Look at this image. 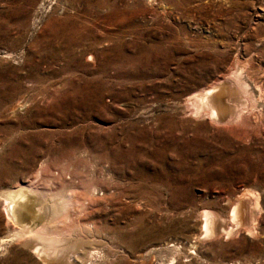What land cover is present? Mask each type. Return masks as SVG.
Segmentation results:
<instances>
[{
    "label": "rangeland",
    "instance_id": "1",
    "mask_svg": "<svg viewBox=\"0 0 264 264\" xmlns=\"http://www.w3.org/2000/svg\"><path fill=\"white\" fill-rule=\"evenodd\" d=\"M23 187L72 263L264 264V0H0V194ZM4 206L0 264H45Z\"/></svg>",
    "mask_w": 264,
    "mask_h": 264
},
{
    "label": "bare ground",
    "instance_id": "2",
    "mask_svg": "<svg viewBox=\"0 0 264 264\" xmlns=\"http://www.w3.org/2000/svg\"><path fill=\"white\" fill-rule=\"evenodd\" d=\"M93 57V56H92ZM92 59V58H91ZM90 59V60H91ZM221 84V83H220ZM224 85V84H223ZM225 86V85H224ZM247 86V85H246ZM221 87V86H219ZM216 87H213V88H210V89H207L206 91L204 92H200L198 93L196 96V98H199L200 101L202 102V106L204 107L203 103H210L212 104V102H215L217 103L216 105L222 109V107L224 106L223 103L226 101L224 100V102H222V98L221 97V93H217V94H214L216 93ZM218 88V87H217ZM225 89L224 87H222V90ZM221 90V92H222ZM224 91V90H223ZM219 92V91H217ZM223 93V92H222ZM224 94V93H223ZM222 94V95H223ZM226 94V93H225ZM227 95V94H226ZM224 96V95H223ZM224 99V98H223ZM199 101V100H198ZM224 103V104H225ZM200 105V104H199ZM198 105V107H199ZM207 105V104H206ZM226 105V104H225ZM212 106V105H211ZM214 106V105H213ZM227 106V105H226ZM217 107V108H218ZM228 107V106H227ZM208 108V107H207ZM203 109L204 111L207 109ZM212 108V115L213 116H218L220 114H218V111L215 109L216 107H211ZM219 109V110H220ZM211 110V109H210ZM209 110V111H210ZM226 110V109H225ZM221 111V110H220ZM228 111V110H227ZM227 111H225L227 113ZM224 112V113H225ZM221 113V112H220ZM222 115V114H221ZM224 115V114H223ZM211 116V115H210ZM212 117V116H211ZM210 117V118H211ZM213 119V117H212ZM223 119H224V116H223ZM226 119V118H225ZM221 120V119H220ZM214 121V119H213ZM225 122V121H224ZM29 189V188H28ZM28 189L26 188H21L17 191H6L4 192L2 195L0 194V196H3L4 197V202H5V210L7 212V217L9 218V220H15L17 221L19 224L16 225V231L15 233L12 235L13 237H18V238H23L25 239L24 237H29L31 236V238L33 237V240L34 238L36 240H38L37 242L39 243L40 241V244L38 245H41L42 246L39 248L37 247L36 250H34V252L36 253V255H38V257L45 263V264H76V263H72L71 262V255L73 254H70L69 256L67 255L68 253H66V248L65 247H62L61 246V242H63L65 240V237L63 236H60V234L57 233V231H55L54 229H51L50 226H51V222L52 220L50 221V219L48 220V222L44 221L46 218L45 216L43 217V215H39V212L37 209H35L36 206H34V200L32 198V195L29 194V191ZM36 202V201H35ZM38 202V201H37ZM39 204V203H38ZM242 204V203H241ZM240 204V205H241ZM36 205V204H35ZM64 206V205H63ZM244 206V205H242ZM63 210V208H62ZM65 210V209H64ZM243 210V209H242ZM42 212V210H40ZM53 211V210H52ZM40 212V213H41ZM59 210L54 209L53 211V214H54V217L55 218L58 214H59ZM238 212H239V206H236L234 209H233V214L235 216L238 215ZM244 212V210H243ZM45 214V213H44ZM52 214V213H51ZM245 214V213H244ZM63 215V214H62ZM205 223H204V226H205V229L206 231L207 230H210L211 233L209 234H212L214 235V233L216 232V222H214L213 220L210 219V217L208 218L209 214L206 213L205 214ZM243 216V215H242ZM58 217V216H57ZM239 217V216H238ZM237 217V218H238ZM51 218V216L49 217ZM243 218V217H242ZM64 219V218H63ZM236 219V218H235ZM244 219V218H243ZM59 220V219H58ZM239 220V219H238ZM42 221H44L45 223L41 224ZM57 221V220H56ZM242 221V220H239V222ZM10 222V221H9ZM35 223V224H41L40 226L38 225L35 229L34 228H26L24 227L25 224L28 226H30L31 224L30 223ZM54 222V221H53ZM243 222V221H242ZM25 223V224H23ZM27 226V227H28ZM32 226V225H31ZM30 226V227H31ZM35 226V225H34ZM56 226V225H55ZM53 228V226H52ZM205 231V232H206ZM208 235V234H207ZM10 237V236H9ZM18 238H16L18 240ZM27 239V238H26ZM12 240V239H11ZM20 240V239H19ZM4 241V240H3ZM13 241V240H12ZM23 241V240H22ZM28 242V241H27ZM36 242V241H35ZM64 243V242H63ZM33 247V246H32ZM31 247V248H32ZM86 250V249H85ZM88 250V249H87ZM82 251V250H81ZM84 251V249H83ZM89 251V250H88ZM61 253H63V255L59 256ZM64 253H65V256H64ZM85 253V252H84ZM83 253V254H84ZM90 253V251H89ZM82 254V252H81ZM87 254V253H86ZM92 254V252H91ZM77 255V254H76ZM80 255V253H79ZM85 255V254H84ZM88 255V254H87ZM86 255V256H87ZM76 257V256H75ZM79 257V256H78ZM73 261L75 260L74 258H72ZM80 259V258H79ZM84 259V258H83ZM77 260V259H76ZM78 261V260H77ZM83 261V260H82ZM81 261V262H82ZM86 262V261H85ZM77 263H80V262H77ZM84 261L81 263L83 264Z\"/></svg>",
    "mask_w": 264,
    "mask_h": 264
}]
</instances>
